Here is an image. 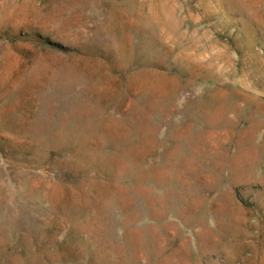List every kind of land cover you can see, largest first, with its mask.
<instances>
[{
    "label": "rangeland",
    "instance_id": "rangeland-1",
    "mask_svg": "<svg viewBox=\"0 0 264 264\" xmlns=\"http://www.w3.org/2000/svg\"><path fill=\"white\" fill-rule=\"evenodd\" d=\"M0 264H264V0H0Z\"/></svg>",
    "mask_w": 264,
    "mask_h": 264
}]
</instances>
